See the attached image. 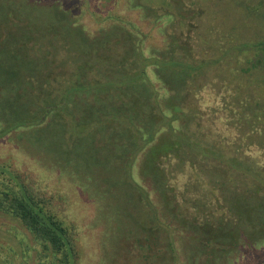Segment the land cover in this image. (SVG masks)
<instances>
[{
  "label": "rangeland",
  "instance_id": "rangeland-1",
  "mask_svg": "<svg viewBox=\"0 0 264 264\" xmlns=\"http://www.w3.org/2000/svg\"><path fill=\"white\" fill-rule=\"evenodd\" d=\"M263 25L264 0H0V164L77 226L81 264H264V186L241 169L257 173L264 148L238 129L252 120L233 102L261 100L259 73L240 72L250 50L233 39ZM175 59L200 69L179 82L158 66ZM83 76L102 86L70 94L72 125L46 118V97ZM204 194L225 230L211 219L195 232ZM39 249L0 212V264H38Z\"/></svg>",
  "mask_w": 264,
  "mask_h": 264
},
{
  "label": "trees",
  "instance_id": "trees-1",
  "mask_svg": "<svg viewBox=\"0 0 264 264\" xmlns=\"http://www.w3.org/2000/svg\"><path fill=\"white\" fill-rule=\"evenodd\" d=\"M260 2L261 0H259V3ZM248 12L250 15H252L250 11ZM188 18L189 20H188V26H187L186 31L188 32V35H189V34H192L193 29H195V27L197 26V22L194 21L192 18H190V16ZM195 18L197 19L198 17H195ZM259 27L261 28L259 30L264 29L263 28L264 25L259 26ZM228 34L230 35L232 34V32ZM187 38L190 41L191 39L194 40L192 35L187 36ZM226 39L227 37L223 40L224 45H225ZM237 39H239L238 43L240 42L241 46H244V47L246 46L247 52L248 50H250L249 55L246 56L247 62H245L244 67H243L245 69L241 68L240 72L241 73H252L250 71H254L256 73H259V76L257 77L259 79L258 82H255V81L254 82L258 90L261 91L258 94L261 100L255 102L250 99V101L253 102L254 106H244L245 103H247L248 101L246 99L242 100L243 98H240L241 100L240 103L238 101H234L235 94H233V102L235 103L236 108L239 109L238 111L239 116H237L236 118L241 117L242 119V116L243 117L249 116L252 120V124L247 125L246 129H242L243 128L242 125H239L238 129L247 133V135L250 133L251 136H249V138L253 139L254 141H257V144L261 146L262 148H264V125H262L264 123V122L262 123L264 119V33L257 39L244 40L246 41V43H242L243 39L241 40V38L234 37L233 40L236 41ZM251 50H254V53H251ZM241 51H244L243 47H241ZM143 60H147V59H143ZM150 63L158 64V62L156 61L143 62V65L141 67V71H142L141 75L143 77L146 75V65L148 66V64ZM170 65L172 67H177L180 71H182L179 77L176 78V79H179L178 81L180 82L183 79L182 75L184 72L186 71H189L192 73L197 72V70L200 69L199 65H201V63L195 65V62H192V64L184 63L183 65L181 64L180 60L175 59L171 63L160 62L158 64V66H169V67ZM17 79L18 78L16 77H11L9 81L10 82L9 87L14 89V87L20 86ZM179 82L176 83L175 88L178 86H181ZM100 85L101 84L94 85L93 83L88 82L86 80V77L84 76L81 79H77L76 81L73 80V86L68 87V84H67L64 90L59 91L57 93L58 96L56 97L48 96V98L46 97V100H45V103L47 106L46 113H45L46 118L47 117L52 118V116L58 115L60 117L59 126L67 127V126L72 125V123L68 119L69 117L67 116L63 117V115L61 114V112H65L66 114L68 113L67 106L70 105V94L76 90H90V89L99 87ZM159 112L162 117H166L163 115L161 111ZM111 117L116 118L115 115ZM167 118L168 117H166V121H170L169 120L170 118L168 119ZM44 119L45 117L43 116L42 119L39 121L41 122ZM241 119L240 121H243V119L242 120ZM24 124L28 125L32 123L25 122ZM74 124L76 125L74 126L75 132H77L78 131L77 125H79L80 127L81 123H74ZM251 132H253V134H256V133L258 134H256L257 136H252ZM148 135L149 136L146 137V141L143 140V144L140 146V148L145 146L146 143L150 141L149 139L151 137L153 138L154 136V135L151 136V133H149ZM261 137H262V140H261ZM240 153L241 151L239 152V154ZM244 158L243 156H241L239 160H242ZM133 159H134V156L130 158L129 162L132 163ZM242 161L246 162L247 160L244 159ZM242 161L240 162L243 163ZM245 164L248 165L247 163ZM246 165L242 164L241 166L243 167L241 169H244V171H248L249 174L251 173L254 176L252 177L253 180L260 182L259 184L264 186V174H263L264 165H261L257 169L256 171L257 173H255V171L253 173V170L248 169V166ZM129 170H130V167H129ZM30 177H31L30 175H24L20 172L12 170L11 166L8 164H4V163L0 164V212L12 217L13 219L20 221L22 225L25 226L27 230L32 234L33 238L36 240V242L38 243L40 247L39 253H38L40 259H39L38 264H81V250L79 246V231H78L77 226L73 222L72 223L65 222L57 214V212H55V209H53L52 207V202H53L52 196L47 197L45 195L38 194V192H36L34 188L33 182ZM203 196H204V199H201L199 197L197 199H193L194 201H199L198 204L203 205V209L199 210L197 213L198 217L199 216L201 217L203 214V219H200V220L198 219L199 224L197 228L195 229V232H197L200 228H204V225L210 224L212 226L213 221L211 222V219L216 220L218 227L225 230L227 226V222H228L225 216H222L219 218V216L215 214L214 217L213 215L211 216L212 218L207 217L206 209L210 207L209 204L213 198L211 196H208L207 194H204ZM204 202H207V205L205 208H204L205 206ZM217 206L219 205L217 204ZM219 209H220V206H219ZM199 213H202V214L199 215ZM205 218H206V221H203L205 220ZM186 226L187 225H184V228H186ZM150 242L151 241H149V243ZM166 243L168 244V242ZM170 246H173V245L170 243ZM224 246L225 247L231 246V244L230 243H226V245L222 244L221 247L224 248ZM152 249L153 248L151 247V250ZM147 253L149 252H146L145 254L144 253L143 254L147 255Z\"/></svg>",
  "mask_w": 264,
  "mask_h": 264
}]
</instances>
